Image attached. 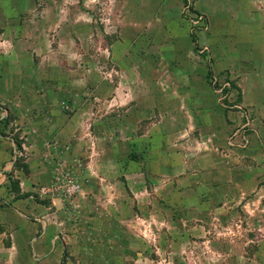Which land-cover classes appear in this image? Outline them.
Listing matches in <instances>:
<instances>
[{
	"label": "rangeland",
	"instance_id": "374dc122",
	"mask_svg": "<svg viewBox=\"0 0 264 264\" xmlns=\"http://www.w3.org/2000/svg\"><path fill=\"white\" fill-rule=\"evenodd\" d=\"M63 17L53 31L54 49L0 52V91L9 95L3 99L10 109H0V135L12 143L11 203L33 196L41 213L32 220L54 227L58 219L76 235L72 250L49 263L264 264L263 223L241 199L229 203L226 192H200V178L184 181L173 163L161 170L148 159L170 138L161 129L188 124L178 115L185 108L205 117L198 141L213 137L214 100L245 111L235 123L240 147L234 149L244 156L249 146L256 150L262 173L264 115L240 106L238 86L244 75L252 76L251 85L256 75L264 78L262 1L101 0L89 28L72 30ZM214 58L235 68L228 73ZM198 71L210 97L191 87ZM31 90L36 97L26 96ZM247 94L264 106L259 91ZM73 183L81 189L71 197ZM201 200L207 207L197 205Z\"/></svg>",
	"mask_w": 264,
	"mask_h": 264
},
{
	"label": "crops",
	"instance_id": "0c3cea01",
	"mask_svg": "<svg viewBox=\"0 0 264 264\" xmlns=\"http://www.w3.org/2000/svg\"><path fill=\"white\" fill-rule=\"evenodd\" d=\"M261 1L264 9V0ZM27 2H29L28 8ZM99 3L101 0H0V52L3 47L34 50V52L40 50L42 53H44L43 49H54L52 37L57 39V36H53V31L59 32L55 30L56 26L59 27L57 18L64 16L66 25H69L72 30L76 27L89 28ZM123 15L126 16V13ZM48 19H53L52 28H48L49 25L46 23ZM44 35L48 36V40H42ZM38 55H41L40 52ZM217 62L220 68L228 73L235 68V64L231 61L219 62L214 58V64L219 67ZM200 64L198 67L201 70ZM195 68L197 69L196 66ZM256 76L258 78L253 80L252 85L250 83L252 76L247 77V75H244L245 78L243 77L244 79L242 78L238 83L243 96V103L240 106L247 109L249 113L264 115V106L260 107L259 101H251V98L247 97V90L252 89L255 92L259 91L264 98V78ZM192 78L198 79V84L191 86L196 90V96L210 97V87L206 83L200 84L203 82L200 71L193 74ZM190 90L188 88L186 91ZM19 95H22L21 92ZM8 96L6 91H0L3 101L0 109L5 110L7 114L10 109L4 108L3 97ZM26 96L36 97L37 90L29 91ZM218 103L213 100V104L217 105L219 111V114L212 119L213 129L216 132L213 137L202 136V139L198 141L199 134L200 136L203 134L197 131H203L205 117L199 115L200 111L193 117L185 108L186 112L180 110L178 115H181L183 122L188 124L182 126L180 124L181 127L174 131L169 122L170 129L167 133L161 129V135H168L169 140L160 144L159 154H153V157L149 156L148 159L154 163L153 166L157 164L158 169L161 170L170 165L165 161L173 163L174 167L183 172L182 180L184 181L200 178L202 184L200 192L214 193L215 197H220L226 192L229 203L239 202L241 199L248 213L255 216L258 223H263L259 226V231L264 241V170L261 173L260 169L255 167L254 161L259 160L256 150L252 149L254 151L250 153L252 150L249 146L247 156H244L243 151L241 153L234 149L240 147L236 140L239 125L235 123L241 119L238 114L246 116V113L245 111L243 113L228 111L222 107L223 105L220 107ZM180 121L181 119L178 123ZM158 124L159 122L151 125L147 134L149 142L152 141L153 131ZM249 124L250 121L247 125ZM161 125L163 122L160 123ZM226 132L233 134L234 138L231 135L228 137ZM129 139L132 144L136 143L134 136ZM245 140L247 141V138ZM255 142H257L256 139L252 142L250 139V144L253 145ZM11 144L9 138L0 135V264H51L49 262L53 256H62L64 251L72 250L70 248L74 245L76 235L68 228L61 229L60 224L64 225V223L58 219L55 222L50 220L54 227H51L47 220H37V222L32 220V217L41 213V205L34 203L33 196L11 203L9 174L14 169ZM190 154L195 155L190 156ZM228 159L231 161L228 162ZM133 162H137V158ZM228 163L234 166L231 170L224 166ZM239 165H242V168L238 167ZM193 168L194 172L191 171ZM204 178H207L208 184L203 182ZM206 204L201 200L197 205L205 208ZM209 206L214 207L211 202ZM44 208L48 213L49 210L51 211V207L44 206ZM60 233H62L61 238ZM59 239L62 242H59ZM70 263L72 264V261Z\"/></svg>",
	"mask_w": 264,
	"mask_h": 264
},
{
	"label": "built area",
	"instance_id": "2783aa9c",
	"mask_svg": "<svg viewBox=\"0 0 264 264\" xmlns=\"http://www.w3.org/2000/svg\"><path fill=\"white\" fill-rule=\"evenodd\" d=\"M80 189H81L80 185L73 183L72 186H70L68 193L70 194L71 197H73L75 194H77L80 191Z\"/></svg>",
	"mask_w": 264,
	"mask_h": 264
}]
</instances>
